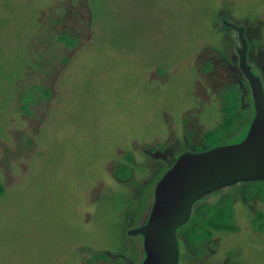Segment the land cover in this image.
Instances as JSON below:
<instances>
[{
    "label": "rangeland",
    "instance_id": "obj_1",
    "mask_svg": "<svg viewBox=\"0 0 264 264\" xmlns=\"http://www.w3.org/2000/svg\"><path fill=\"white\" fill-rule=\"evenodd\" d=\"M223 20L264 89V0H0V264H142L163 173L254 116ZM247 185L196 204L179 264H264Z\"/></svg>",
    "mask_w": 264,
    "mask_h": 264
},
{
    "label": "water",
    "instance_id": "obj_2",
    "mask_svg": "<svg viewBox=\"0 0 264 264\" xmlns=\"http://www.w3.org/2000/svg\"><path fill=\"white\" fill-rule=\"evenodd\" d=\"M237 33L238 71L251 93L254 116L245 136L203 152H183L157 181L145 222L129 230L142 237V264H179L178 232L192 220L198 202L236 185L264 182V89L247 60L244 27L223 20Z\"/></svg>",
    "mask_w": 264,
    "mask_h": 264
},
{
    "label": "trees",
    "instance_id": "obj_3",
    "mask_svg": "<svg viewBox=\"0 0 264 264\" xmlns=\"http://www.w3.org/2000/svg\"><path fill=\"white\" fill-rule=\"evenodd\" d=\"M210 149V148H209ZM207 150V149H206ZM203 151V150H202ZM202 151H199V152H202ZM246 185V184H245ZM249 185H260V186H258V188H260V190L262 191V192H264L263 190H262V186L264 185V182H255V183H251V184H248L247 186H249ZM0 192H1V187H0ZM263 198V197H262ZM200 208H198V210L196 211L197 213L200 211V209H205L206 211H208V212H210V209H212V210H217L220 206H215V207H210V206H206V205H201V206H199ZM210 208V209H209ZM215 215V217L214 218H212L209 222L211 223V224H213V226H215L216 228H219V229H226L227 228V226H228V223H227V221L225 220V213L224 212H222V213H220V212H217V213H215L214 214ZM195 216H197V214H194V218H195ZM193 218V217H192ZM203 227H204V225H203ZM202 227V228H203Z\"/></svg>",
    "mask_w": 264,
    "mask_h": 264
}]
</instances>
